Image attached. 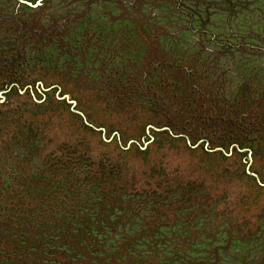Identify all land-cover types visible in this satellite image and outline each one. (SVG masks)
Masks as SVG:
<instances>
[{
    "label": "rangeland",
    "instance_id": "374dc122",
    "mask_svg": "<svg viewBox=\"0 0 264 264\" xmlns=\"http://www.w3.org/2000/svg\"><path fill=\"white\" fill-rule=\"evenodd\" d=\"M23 1L37 0H0V59L18 56L28 61L34 69L29 70V66L24 76L38 81L24 89L17 85L20 97L10 94L11 104L6 98L10 89L0 93V104H10L0 106V157L7 163V173L18 169L12 160L22 163L27 156L25 146L34 141L32 135L40 139L42 153L30 158L31 170L41 169L45 156L53 150L60 152L66 139L73 142L84 138L93 152L108 150L110 156L116 155L114 146L102 148L101 139L109 143L116 138L123 149L133 143L148 147L154 140L152 130L156 131L148 121L164 120L157 113H149L139 122L136 114L129 112L111 114L101 121L102 113L97 122H103L104 135L99 134L100 130L76 134L67 109L51 114L45 107L31 103L42 104L43 99L38 96L44 97V93L59 100L67 95L68 108L80 112L78 100L69 94L71 90H79L98 93L109 106L120 105L119 92H127L121 89L120 81L131 87L129 92H136L138 99L128 100L132 105L156 101L162 108L160 113L170 117L181 106L175 96L182 89L177 81L195 86L197 80L200 87L212 84L225 98L223 112H215L222 126L231 125V120L236 124H252L255 127L249 129L258 130L256 133L264 137V0H44L37 9L25 6ZM235 106L236 113L232 108ZM181 111L182 117L176 116L175 122L187 129L180 135L187 145L186 137L191 145L214 150L209 141L201 139L202 127L191 124V113ZM11 114L15 120L2 121L4 115L7 118ZM2 127L8 131L2 132ZM187 132L197 137L196 144ZM258 144L261 150L264 141ZM171 145L173 149L165 144L152 156L164 165L163 175L178 172L179 179L203 180L201 185L208 187L214 177L195 167L201 152L191 154L182 140ZM230 149L234 152V147ZM242 150L236 160L247 155L248 159L243 161L246 171L257 175L263 183L264 152L261 156L247 148ZM167 176L157 189L167 186ZM223 183L224 179L219 180V185ZM225 191L231 198V188L226 187ZM180 198L169 204L171 216L159 213L163 224L149 234L151 201L138 202L136 213L132 212L121 225L122 232H134L138 238L132 254L138 251L147 254L157 245L159 254L144 264H264V219L254 218L258 212L264 214L260 205L264 204V197L257 209L245 215L252 218L250 228L255 230L249 237L231 225L230 216L222 210L223 203L211 206V198L207 196ZM169 200L159 201V207Z\"/></svg>",
    "mask_w": 264,
    "mask_h": 264
},
{
    "label": "trees",
    "instance_id": "16d2710c",
    "mask_svg": "<svg viewBox=\"0 0 264 264\" xmlns=\"http://www.w3.org/2000/svg\"><path fill=\"white\" fill-rule=\"evenodd\" d=\"M20 25H23V21H20ZM29 66V70L34 69L28 61L19 59L18 56L0 59V93L10 89L11 93L6 95L10 104V94L20 97L17 85L24 89L31 82H38L24 76ZM196 74L193 73V76L198 77ZM177 82H180L182 89L178 90L175 96L179 98L181 106L174 110L178 112L173 117L160 113L162 108L155 100V104L132 105L128 100L132 97L138 99V96L136 92H129L131 87L123 86V81L119 82L120 87L127 92H119L118 99L122 100L120 105L117 103L109 106L105 102L106 98L98 93L69 91V94L78 100L79 110L87 116V122L96 128H103V122H97L102 113L101 121L111 114L134 113L136 122L145 119L149 113L159 114L164 120H149L151 124L148 125H154L155 128L168 127L172 134L167 129L155 132L152 130L154 140L148 147L133 143L123 149L118 145L116 138L109 143L101 139L102 148L114 146L116 155L110 156L108 150L93 152L84 138L73 142L66 139L60 146V152L53 150L45 156L41 169L31 170L28 166L30 158L42 153L40 139L36 140V136L32 135L34 141L25 146L28 153L22 163L16 159L12 160L13 156L9 155L18 168L14 173L5 171L7 163L0 157V264H144L154 260L159 254L157 245L148 250L147 254L139 251L132 254L133 244L138 238L134 232L123 233L120 230L121 225L139 208L138 202L151 201L153 217L148 220L149 234L163 224L159 220L160 212L171 216L172 207H169V204H174L173 200L179 196L182 200L207 196V199L211 198V206H218L217 202L223 203L222 210L230 216L231 225L235 226L241 235L249 237L255 233V230L250 228L249 222L252 218L245 215L257 209L261 198L264 197V186H260L256 178L247 173L243 161L247 160L248 156L245 155L244 160H236L240 152L236 148L233 152L230 148L237 144L241 149L247 148L254 155L262 156L264 147L260 150L258 142L264 141L263 135L256 133L258 130L255 132L249 129L255 127L252 124H236L234 120H231V125L222 126L219 122L221 118L215 115V112H223L226 106L225 98L219 90H214L212 84L200 87L197 80L195 86L182 80ZM38 97L43 99L42 104L34 101L31 103L40 108L45 107L51 114L67 109L76 134L96 132L84 122L81 115L68 108L65 99L49 97L48 93H44V97ZM112 97L113 95H110V98ZM8 102L0 106L7 107L10 105ZM232 108L236 113L237 106ZM181 109L185 113H191V124L202 127L201 139L209 141L210 147H214L212 149L222 148L230 154L225 155L221 151L209 152L199 145L195 148L189 147L185 138L180 136L187 129L183 128L180 122H175V117L182 115ZM5 116L2 121L15 120V115H8L7 118ZM35 116L36 113L31 115L32 118ZM3 131H8V128L2 127ZM115 131L120 133L119 130ZM5 132L3 135L7 136ZM186 134L194 144L197 143L194 141L197 137H193L189 132ZM181 140L184 141L185 150L191 154L201 152L202 157L197 160L195 167L205 169V173L214 177L208 187L201 185L203 180L195 178L183 181L178 178L181 175L178 172L163 175L164 165L154 160V154L162 150L165 144L169 145L168 149H173L171 143ZM140 143L144 145L143 142ZM6 153L9 154V151ZM165 176L168 177L169 183L163 189H157L158 183L163 181ZM221 179H224L222 186L219 185ZM261 179L264 183V178ZM226 187L232 190L231 198L225 191ZM86 193L88 196H85ZM164 199L170 200L161 208L159 203ZM260 205L261 210H264V204ZM254 218L256 221L264 219V214L258 212ZM141 229L142 227L139 230L143 231Z\"/></svg>",
    "mask_w": 264,
    "mask_h": 264
},
{
    "label": "water",
    "instance_id": "95a60500",
    "mask_svg": "<svg viewBox=\"0 0 264 264\" xmlns=\"http://www.w3.org/2000/svg\"><path fill=\"white\" fill-rule=\"evenodd\" d=\"M44 0H37L35 3H30V2H25V1H23V3H25V4H27L28 6H30V7H33V8H36V7H38V6H41L42 5V2H43ZM68 99H69V97L66 95V101H68ZM74 113H76V114H79V115H81L82 117H83V120H84V122L88 125V126H90V127H92L94 130H96V131H101L102 132V134L104 135V133H105V131H104V129H102V128H96V127H94L93 125H91L90 123H88L87 121H86V119L84 118V116H83V114L81 113V112H79V111H75ZM156 131H163V130H166L167 128H154ZM168 130V129H167ZM170 131V130H169ZM170 133L172 134V132L170 131ZM104 137V136H103ZM104 140L106 141V139L104 138ZM186 140H187V142H188V145H189V147H191V148H195V147H197L198 146V144L197 145H191L190 144V142H189V139L186 137ZM146 146V145H145ZM236 148L238 151H243L242 149H239V147L237 146V145H233V146H231V148ZM207 151H208V149H206ZM214 151H221L223 154H225V155H229L230 153H227V152H225L224 151V149H222V148H215L214 150H209V152H214ZM249 152H251V151H249ZM247 173L248 174H250V175H252V176H254L255 178H256V180H257V182L259 183V185L260 186H264V183H262L261 181H260V179L258 178V176L257 175H255V174H251V173H249L248 171H247Z\"/></svg>",
    "mask_w": 264,
    "mask_h": 264
}]
</instances>
